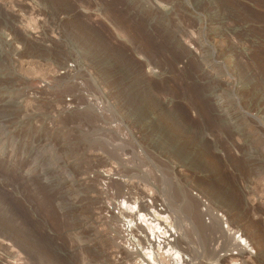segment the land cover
I'll return each instance as SVG.
<instances>
[{
    "label": "rangeland",
    "instance_id": "obj_1",
    "mask_svg": "<svg viewBox=\"0 0 264 264\" xmlns=\"http://www.w3.org/2000/svg\"><path fill=\"white\" fill-rule=\"evenodd\" d=\"M216 1L0 0V264H125L122 181L191 246L188 201L226 214L251 252L215 264H264V0Z\"/></svg>",
    "mask_w": 264,
    "mask_h": 264
},
{
    "label": "bare ground",
    "instance_id": "obj_2",
    "mask_svg": "<svg viewBox=\"0 0 264 264\" xmlns=\"http://www.w3.org/2000/svg\"><path fill=\"white\" fill-rule=\"evenodd\" d=\"M216 2H217L216 5L218 6V9L224 8V10L227 12V14L230 15L234 11L233 0H217ZM235 7H236V5H235ZM254 117H256V116H254ZM163 124L168 126L169 128H171L172 130H175V128H174V126H176L175 122L172 123L171 120L166 118L164 120ZM249 132H250V130H249ZM170 139L172 140V143L178 142V136L177 135L171 136ZM195 139H196V137H191L192 141ZM181 146H184V144ZM153 157L154 156H152V158ZM120 162H121V160H120ZM220 166H221V164H220ZM103 176H106V175H103ZM98 177H100V176H98ZM115 185H116V183H115ZM113 187H114V184L111 185V188H113ZM116 187H117L116 188L117 189L116 190V196H115V198L117 199L116 203L112 202V203H109L108 205H109V208H112V209L115 208L116 206H118V210H117V213L115 212L116 214L111 213L109 215L108 220H106V224L108 223V225H109L108 228L110 229V232L112 234L114 232L113 235H110L109 240L111 243H113L114 248H115L114 249L115 252L121 254V257L124 259L125 264H137V261H140V260L144 261V264H153L154 261L158 262V264H159L160 254L166 253V251L169 247L176 249L178 252L181 253V255H180L181 264H191V263L192 264H215L214 262L215 261L218 262L220 257L218 255V252L213 247H211V242H213V244H214V242H217V239H219V238H222L224 240V243H225V246L223 247L225 252L223 254H221L220 256L223 255V256L227 257V256H233V255L236 256L237 255V256H239V258H240V256L242 258V255L247 254V251L251 252L250 240L248 239L247 236H245V234L243 232H240L239 229H236L234 227L233 222L231 221L230 218L229 219L227 218L226 214H224V213H219V214L218 213H208L206 211V213L208 214L207 215L208 217L205 220L204 216L206 215V213L205 212H204L205 214L203 212L197 213V206L195 204L191 203L190 199H189L190 202L188 201V204H189L190 213L192 212L191 213V215H192L191 220L192 221H191V224L189 223V225H192L191 227H192L193 231H195V232L199 231L202 234H204V238L199 240L197 242L196 246H191L192 244H190L189 241L187 240L188 239L187 233L189 232L188 228H190V226L188 227V224L186 223V217H184L180 213H178L177 214L178 222L176 223L174 221V227L177 230L173 231L171 228H167V225L163 221H159L160 227L164 228L167 231L168 235L164 236L162 239H157V237L160 236V233L154 232L153 230H150V228H149L151 226V224H154L157 222L155 220V218H153L154 214L152 212V209L154 208L157 211H160L161 214H163L164 212H168V209H169V208L167 209L168 206L156 207L155 205H157V204L155 203V205H154L155 201L154 202L152 200H148V201L144 200L143 201V200L139 199L138 200L139 202L137 204L138 211L137 212H129V211H127V209L122 208L121 204L118 203L119 201H121L124 198H127V201L129 203H131L133 201V200H130L131 198L129 196L125 195V193H127L130 190L128 183H126L125 181H122V182L117 183ZM240 198H241V196H240ZM235 199L238 200L237 195H236ZM235 199H234V204H236ZM237 203H238V201H237ZM111 204H113V206H111ZM114 205H116V206H114ZM171 205L172 206L175 205V207L177 206L176 202H174L172 200H171ZM140 213H143L152 219H149L145 222H142L138 218ZM102 217H103V214H102ZM120 218H121L122 223H120L118 225ZM128 218H131L134 221V227H131V228L126 227ZM104 219H105V217H104ZM3 230L1 229V231H3ZM211 233L213 234L212 236H211ZM216 233H218V235H216ZM189 236H191V235L189 234ZM0 237H1L0 239H2V240H8L9 239L6 235H4V232H0ZM132 237H135V239H132ZM3 242H5V241H3ZM129 244L132 246L128 247ZM137 244L139 245L138 247H137ZM0 245H2L4 248L6 246L5 243L0 244ZM149 247L153 253V258L151 260L144 254V250L148 249ZM168 259L173 260V262L175 264V255L174 254L172 255V257L169 255ZM232 260H233V258H232ZM232 264H236V262H233Z\"/></svg>",
    "mask_w": 264,
    "mask_h": 264
},
{
    "label": "clouds",
    "instance_id": "obj_3",
    "mask_svg": "<svg viewBox=\"0 0 264 264\" xmlns=\"http://www.w3.org/2000/svg\"><path fill=\"white\" fill-rule=\"evenodd\" d=\"M42 19V17H41ZM35 22V20H33ZM112 167H116L115 162H113ZM108 174H111L112 168L106 169L105 170ZM130 183H136L137 181H129ZM141 187L144 189L145 192L148 193L149 197L155 196L157 195L156 189L154 187H152L151 185L148 184H141ZM138 199H134L131 203H129L127 201V198L122 199L121 201H119L118 203L121 204L122 208L127 209V211L129 212H137V204H138ZM152 212L154 214L155 220L157 221L154 224H151V226L149 227L150 230H153L154 232H159L160 236L157 237V239H162L164 236H167L168 233L167 231L160 227L159 225V221H163L166 225L167 228H171L173 231H176L177 229L174 227V221H173V217L171 216V214L164 212L163 214H161L160 211H157L156 209H152ZM139 220L142 222H145L149 219H152L148 216H146L143 213H140L138 216ZM126 227H134V221L131 218H128L127 220V224ZM132 239H135V237H132ZM132 245H128V247H131ZM139 245L137 244V247ZM12 251H17L15 248L12 249ZM144 254L151 260L153 258V253L150 249V247L148 249L144 250ZM175 255V264H181L180 261V255L181 253L178 252L176 249H173L171 247H169L166 251V253L160 254V262L159 264H174L173 260H169L168 257L169 255L172 257V255ZM12 264H28V261L24 258L22 253L17 252V256L16 258L12 261ZM137 264H144V261L140 260L137 261ZM153 264H158V262L154 261Z\"/></svg>",
    "mask_w": 264,
    "mask_h": 264
}]
</instances>
